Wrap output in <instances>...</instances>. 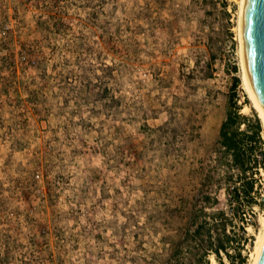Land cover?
<instances>
[{
  "label": "rangeland",
  "instance_id": "rangeland-1",
  "mask_svg": "<svg viewBox=\"0 0 264 264\" xmlns=\"http://www.w3.org/2000/svg\"><path fill=\"white\" fill-rule=\"evenodd\" d=\"M240 2L0 0V264H164L203 207L246 227L252 263L264 207L233 216L243 182L220 145L233 93L241 130L261 118Z\"/></svg>",
  "mask_w": 264,
  "mask_h": 264
},
{
  "label": "trees",
  "instance_id": "trees-1",
  "mask_svg": "<svg viewBox=\"0 0 264 264\" xmlns=\"http://www.w3.org/2000/svg\"><path fill=\"white\" fill-rule=\"evenodd\" d=\"M240 84V79H235L232 89L235 91ZM230 98V107L227 112L225 121L220 128V145L224 152L232 157V166L241 172V182H243V192L234 187V196H231L235 202L232 209L234 217L239 215V209L246 198L249 207L259 205L264 207V199L257 203L253 194L257 182L253 174L258 166H264V152L262 150V159L255 161V168L251 167V156L253 144H257L261 140V132L263 131V123L255 109L253 114L255 124L251 133L248 130H241V125L248 123L250 117L241 113L235 93ZM219 204L218 198L211 194L206 195L205 205L210 207ZM207 218L210 220L208 221ZM240 219L242 217L240 216ZM232 222L223 210L208 213L206 208H201L198 212H194L189 220L188 228L183 238L174 246L170 258L164 264H211V256H215L218 264H223L224 257L232 264H246L247 257L244 252L247 246V231L243 227V237L236 239L229 233V223ZM255 226V225H254ZM233 230V229H232ZM232 250H234L237 259L234 258Z\"/></svg>",
  "mask_w": 264,
  "mask_h": 264
},
{
  "label": "water",
  "instance_id": "water-1",
  "mask_svg": "<svg viewBox=\"0 0 264 264\" xmlns=\"http://www.w3.org/2000/svg\"><path fill=\"white\" fill-rule=\"evenodd\" d=\"M242 46L248 79L264 112V0H245ZM257 264H264V244Z\"/></svg>",
  "mask_w": 264,
  "mask_h": 264
},
{
  "label": "bare ground",
  "instance_id": "bare-ground-1",
  "mask_svg": "<svg viewBox=\"0 0 264 264\" xmlns=\"http://www.w3.org/2000/svg\"><path fill=\"white\" fill-rule=\"evenodd\" d=\"M244 4H245V0H241V2H240L239 29H240V43H241V51H242L243 66H244V83H245V86H246L247 91L249 93V97L252 100L255 108L259 112V114L263 120V123H264V112L261 109V107L259 106V104H258V102L254 96V93L252 91V88H251V85H250V82L248 79L246 65H245V58H244V52H243V46H242V19H243ZM263 244H264V216L262 217V220H261V230L257 236L256 247H255V250L252 254L253 261L251 264H257L261 250H262V247H263ZM213 264H217V262L214 261Z\"/></svg>",
  "mask_w": 264,
  "mask_h": 264
}]
</instances>
